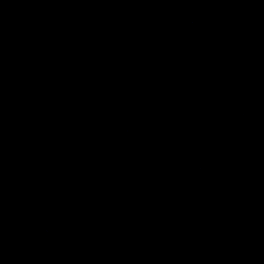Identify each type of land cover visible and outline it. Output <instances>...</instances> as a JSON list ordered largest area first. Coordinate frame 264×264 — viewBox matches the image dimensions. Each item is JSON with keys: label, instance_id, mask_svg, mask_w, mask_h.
I'll list each match as a JSON object with an SVG mask.
<instances>
[{"label": "water", "instance_id": "water-1", "mask_svg": "<svg viewBox=\"0 0 264 264\" xmlns=\"http://www.w3.org/2000/svg\"><path fill=\"white\" fill-rule=\"evenodd\" d=\"M0 264H264V0H0Z\"/></svg>", "mask_w": 264, "mask_h": 264}]
</instances>
